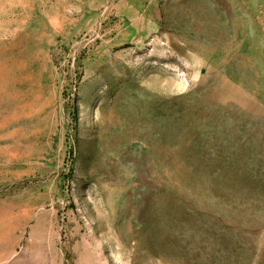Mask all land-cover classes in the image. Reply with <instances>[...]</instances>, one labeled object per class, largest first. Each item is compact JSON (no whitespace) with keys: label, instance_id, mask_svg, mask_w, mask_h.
I'll return each instance as SVG.
<instances>
[{"label":"rangeland","instance_id":"374dc122","mask_svg":"<svg viewBox=\"0 0 264 264\" xmlns=\"http://www.w3.org/2000/svg\"><path fill=\"white\" fill-rule=\"evenodd\" d=\"M0 264H264V0H0Z\"/></svg>","mask_w":264,"mask_h":264}]
</instances>
